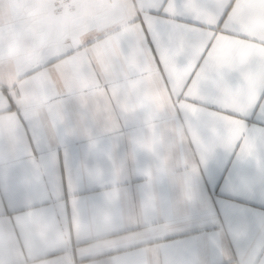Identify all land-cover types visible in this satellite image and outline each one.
Returning a JSON list of instances; mask_svg holds the SVG:
<instances>
[{"label":"crops","instance_id":"1","mask_svg":"<svg viewBox=\"0 0 264 264\" xmlns=\"http://www.w3.org/2000/svg\"><path fill=\"white\" fill-rule=\"evenodd\" d=\"M159 3L0 0V207L7 195L31 204L56 182L77 209L71 226L62 205L49 211L38 231L30 213L19 238L0 219V264H264V159L224 153L237 147L242 122L204 103L214 65L244 73L242 87L225 85V108L246 111L264 88V0H197L205 23L183 31L186 66L164 57L169 86L143 49L142 74L132 77L110 55L140 31L138 16L155 22L148 10ZM226 9L229 34L214 33L206 25ZM90 39L94 49L80 47ZM181 93L194 102L178 101ZM261 142L264 131L251 130L238 154ZM241 220L254 225L244 239Z\"/></svg>","mask_w":264,"mask_h":264},{"label":"snow or ice","instance_id":"2","mask_svg":"<svg viewBox=\"0 0 264 264\" xmlns=\"http://www.w3.org/2000/svg\"><path fill=\"white\" fill-rule=\"evenodd\" d=\"M231 15L230 9H226L222 14L220 20L215 25H206L214 33L220 29L224 34H229V30L224 29L223 25L227 22L228 17ZM148 16L155 17V22L150 23L148 18L141 14L136 18V22L140 24L139 32H129L120 37L119 41L114 44V51L110 55L114 56L123 71L130 77L142 74L144 60L140 58L139 64L137 63V50L143 49L145 53L150 54L151 62L155 63L156 67L161 72V78L165 86L172 83L171 77L165 71V59L173 66H179L181 61L187 64L188 53L185 45L182 43V34L186 28L193 26L203 25L204 20L198 16L197 0H160L159 6L154 9L148 10ZM215 40L209 41L208 48L205 50L210 51L212 44ZM95 39L85 41L81 48L94 49L96 45ZM75 55V50L71 53H65L62 57L51 58L46 65L49 68H54L59 64L61 59L67 58L68 55ZM93 53H89L88 61L91 62ZM207 57H202L206 59ZM201 66L198 63V68ZM210 78L207 81V92L210 98L204 103L207 105L206 111L209 113H220L224 116L231 117L235 120L242 122L243 133L241 139L237 141L236 148L224 147V153H233L237 156L238 160L247 163L249 160L256 159L257 154L264 159V142L257 145L253 150H244L238 154V148L243 143L245 137L253 129L264 131V88L259 91L255 102L246 111L240 112L230 108L224 107V87L226 84L232 85L235 88L242 87L244 83L243 71L233 66L232 64L214 65ZM196 70H193V75L189 77V82L194 80ZM190 86L189 83L185 84V90ZM177 100H187L194 102L191 97H186L181 93ZM240 102L247 104L246 97H241ZM222 128V125H220ZM207 138H211L212 132L207 130L205 133ZM218 153H214L209 157V161L205 162L204 167L208 168L210 162L216 159ZM59 160L57 161V166ZM243 171V170H242ZM74 193L68 187L67 195L56 182H45L42 187L37 190L36 197L31 204L18 203L19 198L16 196H9L8 205L0 207V219H6L9 224L16 230L17 237L20 236L18 228V221L21 218L28 217L31 213L30 227L33 231H38L39 228L45 223L46 214L62 205V217L67 221L69 226L73 224L74 218L77 214V209L73 206ZM70 198V199H69ZM193 212H195V200L190 201ZM254 225L251 221L241 220L235 225V231L242 233L241 239L249 235ZM264 231V224L260 225ZM211 237L205 238V242L210 240ZM214 264V261H213Z\"/></svg>","mask_w":264,"mask_h":264}]
</instances>
